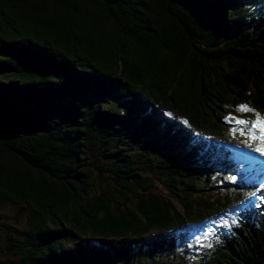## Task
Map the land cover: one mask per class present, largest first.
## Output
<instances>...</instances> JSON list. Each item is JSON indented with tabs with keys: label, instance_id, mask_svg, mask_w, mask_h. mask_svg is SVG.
Segmentation results:
<instances>
[{
	"label": "trees",
	"instance_id": "1",
	"mask_svg": "<svg viewBox=\"0 0 264 264\" xmlns=\"http://www.w3.org/2000/svg\"><path fill=\"white\" fill-rule=\"evenodd\" d=\"M237 105L264 114V0H0V205L25 216L0 212V264H264Z\"/></svg>",
	"mask_w": 264,
	"mask_h": 264
},
{
	"label": "rangeland",
	"instance_id": "2",
	"mask_svg": "<svg viewBox=\"0 0 264 264\" xmlns=\"http://www.w3.org/2000/svg\"><path fill=\"white\" fill-rule=\"evenodd\" d=\"M264 115V114H262ZM231 150L234 152L236 156V160L231 162V166L234 168L232 171L235 177L236 184L239 182L250 181L251 186L253 187L249 195H247L245 199V204L249 205L250 201L253 199L257 200L261 197H264V156L259 155L254 151H250L248 148L239 143V140L230 144ZM251 169L252 173L248 169ZM156 192L162 193L163 195L171 198L176 205L182 210V206L179 204L178 199L162 184L157 183L155 188L153 189ZM14 205L10 204H2L0 205V212L9 217V221H12L15 218H19L22 222L25 221V216L22 211ZM224 221V215L220 213H216L209 217H206L201 224L195 226L198 229V233H196L194 239L196 244H205L203 241L205 236H209L211 230L215 227L221 225ZM5 238H0V262L15 259L13 256L6 255L5 253H1V250L6 248ZM193 248L192 250H194ZM12 255V254H11ZM191 257H188L187 262L190 263ZM176 262V259L172 264Z\"/></svg>",
	"mask_w": 264,
	"mask_h": 264
},
{
	"label": "snow or ice",
	"instance_id": "3",
	"mask_svg": "<svg viewBox=\"0 0 264 264\" xmlns=\"http://www.w3.org/2000/svg\"><path fill=\"white\" fill-rule=\"evenodd\" d=\"M235 112L237 115L229 113L224 117V122L228 125V135L238 139L250 151L264 156V115L249 105H237ZM249 116L253 118L249 119ZM181 123L186 125L188 122Z\"/></svg>",
	"mask_w": 264,
	"mask_h": 264
}]
</instances>
